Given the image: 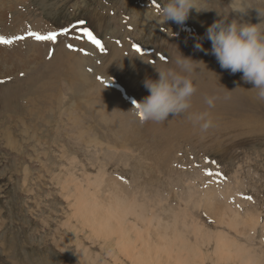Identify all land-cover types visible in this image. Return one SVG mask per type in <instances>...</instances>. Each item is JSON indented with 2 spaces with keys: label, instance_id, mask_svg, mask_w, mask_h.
<instances>
[{
  "label": "rangeland",
  "instance_id": "374dc122",
  "mask_svg": "<svg viewBox=\"0 0 264 264\" xmlns=\"http://www.w3.org/2000/svg\"><path fill=\"white\" fill-rule=\"evenodd\" d=\"M167 3L0 0V36L14 40L0 45V264H132L116 242L135 229L169 245L162 264H264V101L206 37L218 20L264 33V0H195L182 26L157 14ZM167 69L192 80L191 107L141 123L144 81Z\"/></svg>",
  "mask_w": 264,
  "mask_h": 264
},
{
  "label": "clouds",
  "instance_id": "9594fccd",
  "mask_svg": "<svg viewBox=\"0 0 264 264\" xmlns=\"http://www.w3.org/2000/svg\"><path fill=\"white\" fill-rule=\"evenodd\" d=\"M196 8L195 0H168L167 4L156 9L165 22L173 21L184 25L191 9ZM206 37L211 41V54L215 56L220 67L229 70L232 74L242 73L241 79L253 85L250 91H255L257 99L264 101V33L259 24L238 23L233 20L215 21L206 30ZM197 50L205 51L201 43H196ZM194 61L181 55L176 63L185 70H190ZM157 80L146 79L144 87L150 93L131 109L140 122H164L169 116L174 117L185 113L190 107V98L196 92L192 80L181 76L172 69L157 71ZM209 107L214 106L213 98H206ZM202 114L195 117L197 122L204 121L200 126L202 131H207L212 126V121L205 120Z\"/></svg>",
  "mask_w": 264,
  "mask_h": 264
},
{
  "label": "bare ground",
  "instance_id": "6f19581e",
  "mask_svg": "<svg viewBox=\"0 0 264 264\" xmlns=\"http://www.w3.org/2000/svg\"><path fill=\"white\" fill-rule=\"evenodd\" d=\"M210 65L209 64H206V63H203V62H200V70H202V78L200 81L204 80V79H209V78H213V75L215 74V71H214V67H213V62L212 61H209ZM17 64V63H16ZM200 75V74H199ZM192 78V76H191ZM200 78V77H199ZM194 79V78H193ZM200 81H197L195 84H197L198 82ZM206 82V81H205ZM212 83H209V86H211ZM234 85V84H233ZM208 86V87H209ZM215 88V86H212L210 87V91ZM234 88V87H233ZM234 90L237 92V90L234 88ZM224 91V92H223ZM228 91H230V88H227V90H219V94L221 92L222 95L226 94L228 95ZM216 92V91H215ZM245 93H247L245 90H244ZM233 94H236V93H229V97L230 96H233ZM222 98V97H221ZM197 104V103H196ZM249 117V116H248ZM162 156V155H161ZM82 202V201H81ZM80 204V203H79ZM83 204V203H82ZM82 207L85 209V205H82ZM80 211V210H79ZM125 212H120L119 209H115L114 210V213L117 215V216H120V215H125L127 216V210H123ZM81 213V212H80ZM79 213V214H80ZM78 214V213H76ZM131 214V213H130ZM81 216V215H80ZM102 218L101 217H98V220L100 221ZM119 232V231H118ZM145 233H143V231H141V229H135L133 230V232L131 233H128L126 234L125 236L123 234L120 235L119 239L117 240L116 242V245L118 246L117 248H119L120 252L119 253H123V255L127 256L128 259L131 260L132 264H162L163 261L165 262H169V258L166 257V255L168 253H170V247L169 245L167 244H164L162 245L163 246V249H156L155 246H157L158 244H153L151 245L150 243L152 242V240H150L149 242H147V237L146 235H144ZM147 234V233H146ZM144 235V236H143ZM136 239V243L134 244H131L129 242H127V240H130V239ZM139 243V244H138ZM153 243V242H152ZM150 244V245H149ZM135 247H141L143 249H147L149 248V251L147 252L146 256L145 257H141V256H138L136 254V251H135ZM181 250V249H180ZM86 254V253H85ZM124 256V257H125ZM184 262V261H183ZM174 264H184L182 263L180 260H177V262H175ZM188 264V263H187Z\"/></svg>",
  "mask_w": 264,
  "mask_h": 264
},
{
  "label": "snow or ice",
  "instance_id": "6c2138e0",
  "mask_svg": "<svg viewBox=\"0 0 264 264\" xmlns=\"http://www.w3.org/2000/svg\"><path fill=\"white\" fill-rule=\"evenodd\" d=\"M84 34L86 36H88V38L90 39V41L96 45V47L100 48L101 51H103V47L101 45V42L99 40H97L91 32L85 30ZM29 35L31 37H33L34 39H36L37 41H51L53 43L56 42L58 35H60V33H56V32H51L48 33L47 35H41L39 33L36 32H29ZM24 37L22 36H17L14 39L16 40H20L23 39ZM14 42L13 39H9V38H5L3 36H0V45H11ZM69 48H71V45H69ZM135 51L137 53H141L142 54V50L139 47L135 48ZM21 75H23V73H21ZM103 83V81H101ZM0 83H3V81H0ZM140 118L143 119V115H140ZM246 199H251V197H246Z\"/></svg>",
  "mask_w": 264,
  "mask_h": 264
}]
</instances>
